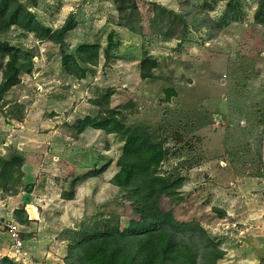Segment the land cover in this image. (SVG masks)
Returning a JSON list of instances; mask_svg holds the SVG:
<instances>
[{
	"label": "rangeland",
	"instance_id": "obj_1",
	"mask_svg": "<svg viewBox=\"0 0 264 264\" xmlns=\"http://www.w3.org/2000/svg\"><path fill=\"white\" fill-rule=\"evenodd\" d=\"M21 1L40 29L13 27L0 36L23 52L20 83L0 102V173L5 162L22 160L16 180L0 178V219L15 220L14 211L26 210L29 256L43 251L44 259L61 258L63 247L67 256L64 231H79L92 217L118 220L121 229L140 219L142 208L126 200L128 190L111 184L125 138L76 128L101 114L95 101L112 91L109 111L162 143L167 155L159 172L169 184L181 182L178 197L165 198L155 214L200 223L227 252L218 264H264L260 0H135L141 34L122 26L127 21L117 0ZM158 13L163 17L155 26ZM173 14L190 24L185 35L184 26H169ZM69 18L75 28L61 46L50 36ZM169 29L173 37L159 34ZM81 45L102 48L96 65L83 66L84 79L62 67L63 50ZM145 60L158 63L153 79L141 78ZM2 242L11 244L8 234L0 233Z\"/></svg>",
	"mask_w": 264,
	"mask_h": 264
},
{
	"label": "trees",
	"instance_id": "obj_2",
	"mask_svg": "<svg viewBox=\"0 0 264 264\" xmlns=\"http://www.w3.org/2000/svg\"><path fill=\"white\" fill-rule=\"evenodd\" d=\"M37 4L39 0H29ZM122 12L123 24L133 33L141 34L134 21L140 20L139 9L135 0H117ZM169 26H184L181 36L185 35L189 23L177 14H173ZM163 13L155 14L153 25H160L158 20ZM255 22L264 26V0H260L255 12ZM18 27L29 33H38L40 24L30 11L28 4L21 0H0V36L11 28ZM75 28L72 18L59 30L53 32L51 40L64 46L65 35ZM164 36L175 35L171 29L162 30ZM173 34V36L171 35ZM100 45H81L74 52L63 50L62 67L71 76L84 79L87 70L84 65H96L100 59ZM0 102L4 95L20 83L23 52L7 41L0 40ZM158 67L154 60H145L141 66V78L153 79V70ZM168 98L172 95L169 90ZM174 93V92H173ZM112 91H107L95 101L101 111L97 118L86 117L77 121L76 128L82 134L86 129L104 131L125 138L122 153L118 159V172L111 184L128 190L126 200L142 208V215L137 221H131L126 229H121L120 222L102 216H95L85 221L81 229L65 230L64 238L68 242L65 264H218L227 252L210 237L207 230L198 222H182L172 213L155 214L165 198L178 197L180 181L169 184L160 174V168L167 155L164 145L151 138L142 128L131 129L119 119L120 113L109 111ZM22 160L5 162L0 178L14 179L15 168L19 171ZM18 165V166H16ZM18 167V168H17ZM107 168L94 172L95 176ZM8 191V188H3ZM72 197H69L71 200ZM214 211L220 218L226 213L219 208ZM15 220L21 225L30 223L24 209L14 211ZM1 264H16L9 258L1 259Z\"/></svg>",
	"mask_w": 264,
	"mask_h": 264
},
{
	"label": "built area",
	"instance_id": "obj_3",
	"mask_svg": "<svg viewBox=\"0 0 264 264\" xmlns=\"http://www.w3.org/2000/svg\"><path fill=\"white\" fill-rule=\"evenodd\" d=\"M0 233L9 235L11 241V259L16 264H42L31 258L26 251L23 226L14 219H0Z\"/></svg>",
	"mask_w": 264,
	"mask_h": 264
},
{
	"label": "crops",
	"instance_id": "obj_4",
	"mask_svg": "<svg viewBox=\"0 0 264 264\" xmlns=\"http://www.w3.org/2000/svg\"><path fill=\"white\" fill-rule=\"evenodd\" d=\"M1 205H5L4 201H1ZM3 209L1 208L0 209V212L2 211ZM14 210V209H13ZM12 210V211H13ZM1 215V214H0ZM4 234V233H3ZM7 235V234H6ZM64 243V242H62ZM65 247H63V251L59 254L61 256L60 257H57L55 254H52V253H49L48 254V258H45V255L43 253V251L39 252L38 254H32V252L30 253V256L38 261V262H41V263H44V261H47V264H64V259H65V255H66V250H64ZM10 253H11V244L9 242L5 243V242H2L0 243V259L2 258H9L10 260L11 259V256H10ZM63 254V255H62ZM65 254V255H64ZM48 259V260H47ZM53 259V260H51ZM55 260V261H54Z\"/></svg>",
	"mask_w": 264,
	"mask_h": 264
}]
</instances>
